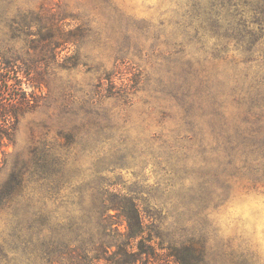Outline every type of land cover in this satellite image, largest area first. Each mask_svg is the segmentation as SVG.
<instances>
[{"label":"rangeland","instance_id":"obj_1","mask_svg":"<svg viewBox=\"0 0 264 264\" xmlns=\"http://www.w3.org/2000/svg\"><path fill=\"white\" fill-rule=\"evenodd\" d=\"M3 62L36 103L0 143V264H264V0H0Z\"/></svg>","mask_w":264,"mask_h":264},{"label":"trees","instance_id":"obj_2","mask_svg":"<svg viewBox=\"0 0 264 264\" xmlns=\"http://www.w3.org/2000/svg\"><path fill=\"white\" fill-rule=\"evenodd\" d=\"M2 68L0 67V81L3 83H8L10 81L13 82V85H18L19 82H21L20 77L21 71H11V68L13 66L16 67L15 64H11L10 62H3ZM9 72L12 74H16V77H10L7 78L3 76L2 72ZM20 74V75H19ZM3 79H5L3 81ZM19 91L22 92V94L13 95V98L11 99V102L5 103L3 96H0V143L4 142V138L11 140L13 136V131L16 123L19 120L20 113L24 112L26 108H32L33 105H35L36 101L34 97L31 95H28L26 92L22 91L21 88H19ZM1 163V162H0ZM4 193L0 192V200L4 199ZM127 203V208H124L121 205H113L111 208L113 211L117 212V217L121 219L118 226H121V224H126V241L121 245L122 247H119V249L123 250V247L125 249L130 248L133 246L136 242L138 244L145 243V221L141 214V211L139 210V207L137 203L132 199H124ZM108 208V207H107ZM118 224V223H117ZM127 248H126V247ZM174 258V262L176 264H186L185 260L182 256L178 254L172 255ZM104 258V257H103ZM102 257H98L97 261H100L103 259ZM122 261H117L116 264H121Z\"/></svg>","mask_w":264,"mask_h":264}]
</instances>
